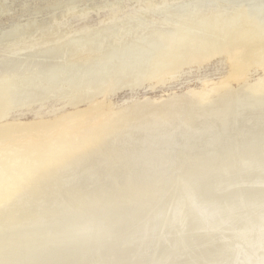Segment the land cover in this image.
<instances>
[{
	"label": "bare ground",
	"instance_id": "6f19581e",
	"mask_svg": "<svg viewBox=\"0 0 264 264\" xmlns=\"http://www.w3.org/2000/svg\"><path fill=\"white\" fill-rule=\"evenodd\" d=\"M244 1L201 17L191 39L164 31L83 75L59 72L63 92L59 65L54 82L17 90L90 102L56 120L0 113V264H264V0ZM221 55L261 57L263 74L108 101L175 80L173 58Z\"/></svg>",
	"mask_w": 264,
	"mask_h": 264
},
{
	"label": "rangeland",
	"instance_id": "374dc122",
	"mask_svg": "<svg viewBox=\"0 0 264 264\" xmlns=\"http://www.w3.org/2000/svg\"><path fill=\"white\" fill-rule=\"evenodd\" d=\"M239 3L242 7L239 6L237 10L236 5ZM247 9L244 0H0V113L11 110L7 114L8 121H39L40 117L56 120L70 108L87 106L90 101H82L83 98L77 101L79 96L71 92L48 99L59 92L38 87H31L37 95L32 96L29 91L27 99H21L17 90L28 89L40 80L42 85L54 82L53 79L47 80V75H50L47 71L59 65L56 70V90L61 91L59 72L60 78L83 75L88 69L101 66L105 57L118 56V53L124 51L133 52V48H145L154 37H162L164 31H178L177 34L191 39V33L197 32L192 29L193 26L205 18L204 21L210 22L213 19L223 20L231 17L232 13ZM158 30H162L161 34ZM188 59L186 56L172 59L174 64L171 68L178 73L175 80L169 78L167 82L146 85L133 91L111 93L108 101L120 104L132 97L138 98L150 93L161 95L175 88L183 90L205 81L212 85L238 71L253 69L249 74L252 80L263 74L254 69L262 65L259 61L261 57L237 63L229 55H221L202 63L197 60L189 62ZM102 76L103 73H99L98 77ZM98 84L102 85L99 81ZM39 92L43 95H39ZM9 93L19 96L10 97ZM29 102L32 103L31 108L25 106Z\"/></svg>",
	"mask_w": 264,
	"mask_h": 264
}]
</instances>
